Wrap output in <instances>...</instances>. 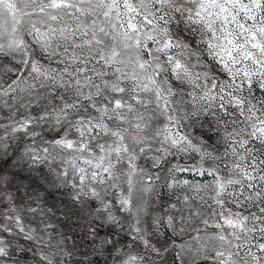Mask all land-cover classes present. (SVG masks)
I'll return each mask as SVG.
<instances>
[{
	"label": "snow or ice",
	"instance_id": "snow-or-ice-1",
	"mask_svg": "<svg viewBox=\"0 0 264 264\" xmlns=\"http://www.w3.org/2000/svg\"><path fill=\"white\" fill-rule=\"evenodd\" d=\"M0 264H264V0H0Z\"/></svg>",
	"mask_w": 264,
	"mask_h": 264
}]
</instances>
